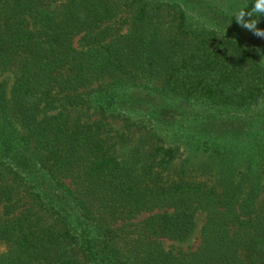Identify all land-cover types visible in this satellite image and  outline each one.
I'll return each instance as SVG.
<instances>
[{"label": "trees", "instance_id": "obj_1", "mask_svg": "<svg viewBox=\"0 0 264 264\" xmlns=\"http://www.w3.org/2000/svg\"><path fill=\"white\" fill-rule=\"evenodd\" d=\"M192 1L0 0V70L13 73L9 94L0 82V264H264L259 171L238 183L221 171L169 179L179 145L142 126L149 147L122 161L109 140L117 87L149 85L184 109L245 110L264 97L251 32L228 13L238 35L196 18ZM161 109L151 121L168 126ZM199 212L198 246L164 249Z\"/></svg>", "mask_w": 264, "mask_h": 264}, {"label": "rangeland", "instance_id": "obj_2", "mask_svg": "<svg viewBox=\"0 0 264 264\" xmlns=\"http://www.w3.org/2000/svg\"><path fill=\"white\" fill-rule=\"evenodd\" d=\"M211 1H214L211 5H217L215 9L212 6L210 8L203 6L206 2L198 4V1H192V14L223 31L226 28L225 32L229 31L231 35H238V30L223 18L225 13L231 15L238 9V0ZM232 3L235 4L230 5ZM201 6L213 12L200 14L197 7ZM243 35L264 55V46L257 37L252 33L247 34L246 31H243ZM0 82L4 84L9 94L13 73L9 70H0ZM114 90L116 105H108L106 108L108 117L105 121L108 123L107 127L111 128L108 131L109 140L115 142L120 160L128 161L143 156L150 145V139L146 138L149 134L142 127L145 126L151 131L158 132L167 145L180 146L182 155L169 167L167 171L169 179L177 178L180 171H185L187 177L198 179L213 177L221 174V171L225 175H231V180L238 183L241 174L249 172L250 168V172L261 173L263 193L260 197L264 196V97L258 104L245 110L225 107L215 109L206 106L203 108L195 104L185 105L188 109H184L180 103L174 104L172 98L157 94L149 85L124 86ZM154 109H161L162 119H171L172 123L160 126L159 124L163 125L165 122L157 120V124H154L151 121V118H155ZM109 113H113L114 116L111 117ZM149 121L154 127L148 124ZM174 133L178 135L175 136ZM185 134L192 137L185 140L182 137ZM143 139H146V142H142ZM151 139L156 141L155 138ZM234 145H238V149L242 151L235 152L232 149ZM157 212L158 210H153L151 213ZM148 215L149 213L143 212L134 221H140ZM204 220L205 213L199 212L195 217L194 229L184 240L162 238L161 244L164 249L174 253L178 250H194L200 242V230ZM6 251L7 247L0 244V253Z\"/></svg>", "mask_w": 264, "mask_h": 264}, {"label": "clouds", "instance_id": "obj_3", "mask_svg": "<svg viewBox=\"0 0 264 264\" xmlns=\"http://www.w3.org/2000/svg\"><path fill=\"white\" fill-rule=\"evenodd\" d=\"M246 9L247 3L243 4L241 7L233 11L231 13V18L234 17L237 25L251 32L253 36L264 39V29L258 27L260 18L264 17V0H252L251 9ZM257 51L259 52L260 50L257 49Z\"/></svg>", "mask_w": 264, "mask_h": 264}]
</instances>
